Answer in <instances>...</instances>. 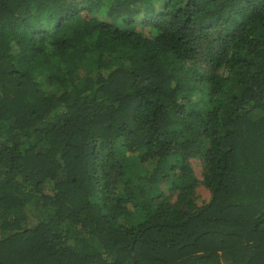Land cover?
Wrapping results in <instances>:
<instances>
[{
  "label": "trees",
  "instance_id": "trees-1",
  "mask_svg": "<svg viewBox=\"0 0 264 264\" xmlns=\"http://www.w3.org/2000/svg\"><path fill=\"white\" fill-rule=\"evenodd\" d=\"M0 264H264V0H0Z\"/></svg>",
  "mask_w": 264,
  "mask_h": 264
},
{
  "label": "rangeland",
  "instance_id": "rangeland-1",
  "mask_svg": "<svg viewBox=\"0 0 264 264\" xmlns=\"http://www.w3.org/2000/svg\"><path fill=\"white\" fill-rule=\"evenodd\" d=\"M192 167H193V170L196 174V176L199 177L200 175V172H201V166L199 164V161H196V160H192ZM198 195H199V202H201L202 200H207L208 197L210 196V193L209 191L203 189V188H199L198 189Z\"/></svg>",
  "mask_w": 264,
  "mask_h": 264
}]
</instances>
